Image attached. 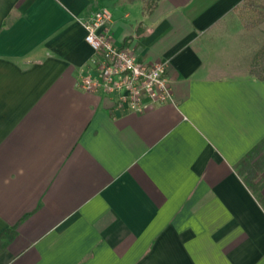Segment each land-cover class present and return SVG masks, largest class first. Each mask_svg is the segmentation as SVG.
Masks as SVG:
<instances>
[{
    "label": "crops",
    "instance_id": "1",
    "mask_svg": "<svg viewBox=\"0 0 264 264\" xmlns=\"http://www.w3.org/2000/svg\"><path fill=\"white\" fill-rule=\"evenodd\" d=\"M243 1L0 0V264H264L243 180L264 150L241 166L264 81L222 34ZM100 9L115 46L166 64L172 102L125 113L77 87Z\"/></svg>",
    "mask_w": 264,
    "mask_h": 264
},
{
    "label": "built area",
    "instance_id": "2",
    "mask_svg": "<svg viewBox=\"0 0 264 264\" xmlns=\"http://www.w3.org/2000/svg\"><path fill=\"white\" fill-rule=\"evenodd\" d=\"M110 20V12L100 9L83 22L92 65L79 76L77 87L89 94L110 97L116 109L125 113H143L172 102L166 64L140 63L132 48L115 46L106 29Z\"/></svg>",
    "mask_w": 264,
    "mask_h": 264
},
{
    "label": "rangeland",
    "instance_id": "3",
    "mask_svg": "<svg viewBox=\"0 0 264 264\" xmlns=\"http://www.w3.org/2000/svg\"><path fill=\"white\" fill-rule=\"evenodd\" d=\"M243 4L239 6L241 9ZM259 11L264 12V1L258 7ZM253 10L245 11L246 16H251ZM241 10L234 11L223 24L222 34L233 44V54L237 58L241 69H247V73L258 76L260 66L264 65V55L258 53L264 45V22L255 27L245 25L240 16ZM242 13V12H241ZM243 67V68H242ZM245 69V70H246Z\"/></svg>",
    "mask_w": 264,
    "mask_h": 264
},
{
    "label": "trees",
    "instance_id": "4",
    "mask_svg": "<svg viewBox=\"0 0 264 264\" xmlns=\"http://www.w3.org/2000/svg\"><path fill=\"white\" fill-rule=\"evenodd\" d=\"M264 0H244L243 6L240 9L239 7L235 8V12L241 10L239 13L242 17L243 21H245V25L250 27H255L264 22V12L259 11L258 7ZM252 9L253 14L251 16H246L245 11ZM125 47V46H123ZM259 56L264 55V45L260 49ZM259 79L264 81V65L260 66L258 71ZM264 150V141L261 142L258 146H256L247 157L241 162V166H243L242 170H249L252 167L257 165V157L261 156L262 151ZM253 165V166H252ZM243 180L247 186L251 189L253 194L257 197L258 201L264 206V175L261 177L257 176H243ZM1 249V246H0Z\"/></svg>",
    "mask_w": 264,
    "mask_h": 264
}]
</instances>
